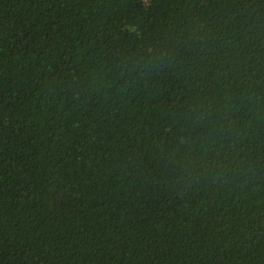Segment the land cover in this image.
Masks as SVG:
<instances>
[{
    "label": "trees",
    "instance_id": "obj_1",
    "mask_svg": "<svg viewBox=\"0 0 264 264\" xmlns=\"http://www.w3.org/2000/svg\"><path fill=\"white\" fill-rule=\"evenodd\" d=\"M0 264H264V0H0Z\"/></svg>",
    "mask_w": 264,
    "mask_h": 264
}]
</instances>
